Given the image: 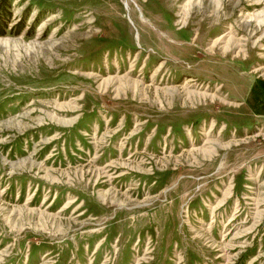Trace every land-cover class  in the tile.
<instances>
[{
  "label": "rangeland",
  "instance_id": "rangeland-1",
  "mask_svg": "<svg viewBox=\"0 0 264 264\" xmlns=\"http://www.w3.org/2000/svg\"><path fill=\"white\" fill-rule=\"evenodd\" d=\"M0 264H264V0H0Z\"/></svg>",
  "mask_w": 264,
  "mask_h": 264
}]
</instances>
